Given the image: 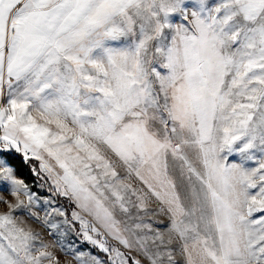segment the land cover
Returning a JSON list of instances; mask_svg holds the SVG:
<instances>
[{
	"label": "snow or ice",
	"instance_id": "6c2138e0",
	"mask_svg": "<svg viewBox=\"0 0 264 264\" xmlns=\"http://www.w3.org/2000/svg\"><path fill=\"white\" fill-rule=\"evenodd\" d=\"M0 264H264V0H0Z\"/></svg>",
	"mask_w": 264,
	"mask_h": 264
},
{
	"label": "trees",
	"instance_id": "16d2710c",
	"mask_svg": "<svg viewBox=\"0 0 264 264\" xmlns=\"http://www.w3.org/2000/svg\"><path fill=\"white\" fill-rule=\"evenodd\" d=\"M22 174L28 179L29 182H31V179H32V178H31V176L28 174L26 168L23 170V173H22Z\"/></svg>",
	"mask_w": 264,
	"mask_h": 264
}]
</instances>
